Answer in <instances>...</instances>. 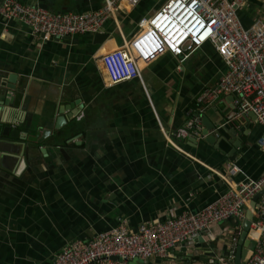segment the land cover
Instances as JSON below:
<instances>
[{"label": "crops", "instance_id": "1", "mask_svg": "<svg viewBox=\"0 0 264 264\" xmlns=\"http://www.w3.org/2000/svg\"><path fill=\"white\" fill-rule=\"evenodd\" d=\"M3 0H0V6ZM55 12H90L107 0H20ZM164 0L123 1L95 33L44 38L0 14V264H53L70 242L90 239L125 222L197 212L242 181L264 173L263 127L235 106L236 94L206 106L226 62L211 42L188 58L170 52L142 65L141 76L110 85L102 56L125 45ZM245 27L264 20V0H242ZM14 83V84H11ZM64 111V113H63ZM65 115L68 122L57 127ZM216 125L208 136L188 122ZM48 133L42 141L28 136ZM238 168L233 174L230 168ZM248 210V208H247ZM168 257L134 264H208L239 247L241 221L217 223ZM203 233V232H202ZM257 232H249L248 254ZM230 252V251H229ZM235 262V260H234Z\"/></svg>", "mask_w": 264, "mask_h": 264}, {"label": "built area", "instance_id": "2", "mask_svg": "<svg viewBox=\"0 0 264 264\" xmlns=\"http://www.w3.org/2000/svg\"><path fill=\"white\" fill-rule=\"evenodd\" d=\"M123 1L135 6L141 0H107L103 8L83 13L55 12L20 0H3L0 14L4 19H16L28 25L35 35L62 38L102 31ZM241 2L164 0L150 17L140 20V29L132 39L102 56L108 83L113 85L141 76L142 65L166 52L186 59L204 43L211 42L224 58L226 71L218 91H203L198 98L199 104L205 107L219 93L236 94L237 109L254 112L264 130V20L245 27L238 15ZM186 13L192 14L203 26L198 32L191 31L183 23L182 15ZM168 23L174 24V29L166 34L170 30L166 27ZM201 124L200 117H195L180 133L187 135L190 129L199 133ZM259 142L264 146V131ZM238 171L236 166L230 168L233 174ZM226 179L230 189L200 211L185 210L165 220H148L136 231L123 221L93 238L70 242L53 264H132L134 259L148 262L152 258L168 257L173 249L214 223L230 218L242 222L250 202L264 190V173L238 182ZM250 231L257 234L251 237L254 245L245 264H264V194L257 200ZM229 251L208 264H234L235 249Z\"/></svg>", "mask_w": 264, "mask_h": 264}, {"label": "water", "instance_id": "3", "mask_svg": "<svg viewBox=\"0 0 264 264\" xmlns=\"http://www.w3.org/2000/svg\"><path fill=\"white\" fill-rule=\"evenodd\" d=\"M11 84H14V83H11ZM14 90H16L15 85L14 86L6 85L5 87L0 88V96L3 97L5 102H8V98L11 99L10 97L15 98L17 101L20 97V93H15L14 95H12L10 92H12ZM63 113H64V111H63ZM66 122H68V118L65 115L60 116L57 120V127H61ZM205 126L207 128V131L200 130L199 133H201V131H202V134L208 136L207 141L212 142L214 139V136L213 135H207V134L209 131L216 129V125L212 126V125H209L208 123H206ZM47 133H48V130L45 131L41 137L39 135H35V136H28L27 139L29 141H32V142H38V141L40 142V141H42V139H44L46 137ZM216 133L219 134V133H221V131L216 129ZM262 194H264V190H262L261 192H259L258 194L255 195V197L253 198V200L249 204L246 218L242 221V233H241L239 247L237 249L234 264H245V260H246V257H247L248 251H249V248L247 246H249V244H250V240L248 238V235L250 232L251 224H252V222L256 216L257 200L259 199V197ZM233 220L236 221L235 218L228 219V221H233ZM224 222H226V221H224ZM215 224H217V223L210 225L208 227V229L211 228V226H213ZM207 232L208 231L205 230L203 233H197V234L193 235L192 238L199 237L202 234L207 233ZM115 259H118V258L115 257ZM135 260H140V259H134L132 261V264H134Z\"/></svg>", "mask_w": 264, "mask_h": 264}, {"label": "bare ground", "instance_id": "4", "mask_svg": "<svg viewBox=\"0 0 264 264\" xmlns=\"http://www.w3.org/2000/svg\"><path fill=\"white\" fill-rule=\"evenodd\" d=\"M182 18H183V23L184 24H186V26L191 30V31H193V32H198L203 26L202 25H199L198 23H197V18H195V17H193V15L192 14H188V13H186V14H183L182 15ZM171 23V22H170ZM170 23H168L167 25H166V27H169V31L166 33V34H169L173 29H174V24H171L170 25ZM166 31V30H165ZM185 39V38H184ZM183 39V40H184ZM182 40V41H183ZM181 41V42H182Z\"/></svg>", "mask_w": 264, "mask_h": 264}]
</instances>
